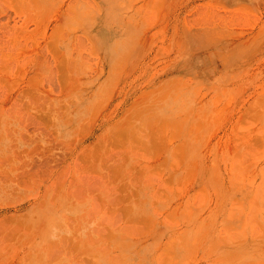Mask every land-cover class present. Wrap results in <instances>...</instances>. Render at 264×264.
I'll return each instance as SVG.
<instances>
[{
  "label": "rangeland",
  "instance_id": "obj_1",
  "mask_svg": "<svg viewBox=\"0 0 264 264\" xmlns=\"http://www.w3.org/2000/svg\"><path fill=\"white\" fill-rule=\"evenodd\" d=\"M0 264H264V0H0Z\"/></svg>",
  "mask_w": 264,
  "mask_h": 264
},
{
  "label": "bare ground",
  "instance_id": "obj_2",
  "mask_svg": "<svg viewBox=\"0 0 264 264\" xmlns=\"http://www.w3.org/2000/svg\"><path fill=\"white\" fill-rule=\"evenodd\" d=\"M129 128V127H128Z\"/></svg>",
  "mask_w": 264,
  "mask_h": 264
}]
</instances>
